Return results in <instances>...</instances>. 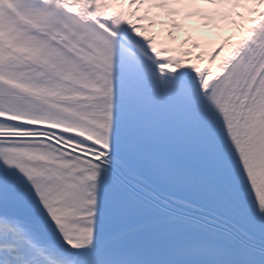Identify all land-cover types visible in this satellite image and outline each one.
Wrapping results in <instances>:
<instances>
[{
  "label": "snow or ice",
  "instance_id": "snow-or-ice-1",
  "mask_svg": "<svg viewBox=\"0 0 264 264\" xmlns=\"http://www.w3.org/2000/svg\"><path fill=\"white\" fill-rule=\"evenodd\" d=\"M0 264H264V0H0Z\"/></svg>",
  "mask_w": 264,
  "mask_h": 264
}]
</instances>
